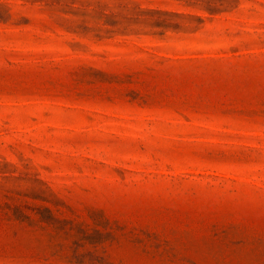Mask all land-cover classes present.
I'll return each mask as SVG.
<instances>
[{
  "label": "rangeland",
  "instance_id": "obj_1",
  "mask_svg": "<svg viewBox=\"0 0 264 264\" xmlns=\"http://www.w3.org/2000/svg\"><path fill=\"white\" fill-rule=\"evenodd\" d=\"M0 264H264V0H0Z\"/></svg>",
  "mask_w": 264,
  "mask_h": 264
}]
</instances>
